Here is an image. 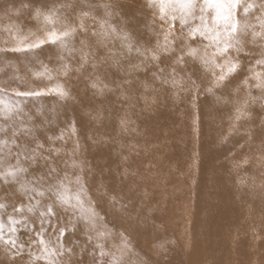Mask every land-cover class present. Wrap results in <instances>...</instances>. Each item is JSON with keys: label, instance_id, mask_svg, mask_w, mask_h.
<instances>
[{"label": "rangeland", "instance_id": "374dc122", "mask_svg": "<svg viewBox=\"0 0 264 264\" xmlns=\"http://www.w3.org/2000/svg\"><path fill=\"white\" fill-rule=\"evenodd\" d=\"M18 1L22 5L28 4L33 7L37 4L49 6L63 2V0H0V45H3L5 41L9 40V25L19 26L24 33H27L29 28L35 31L38 27L37 22L31 19L33 8H24L18 3ZM145 2L146 0H77V7H79V4L81 3H91L92 5H95L96 7L93 8L92 14L96 16L97 19L107 20L108 24L115 27L116 32L119 33V35L113 34L110 38H108L105 47H101L99 49L93 47L91 49V51L97 52L98 54L108 55L110 57V60L104 64V68H109L107 65L119 67L120 62L118 64L112 63L113 56L117 53L116 47H125L122 36L125 32L135 34V27L142 29L144 31V36L142 41L136 42V40H131L132 44L134 45V50L136 51V48H139L140 51H149L150 53L147 56H151L152 51H156L160 56V67H163L167 61V66L170 65L176 55L180 54L182 50L186 51V46L188 43H191L193 46H196L200 43L198 40L188 41L186 39L187 29H181V26L177 22L174 33L170 37V40L174 42L173 47L175 51L165 53L161 48H157L158 40L161 45H163L164 42L161 21L157 17L155 23H153L152 12L154 10L145 7ZM256 2L259 3L260 0H256ZM103 4H109L112 7L106 10L99 6ZM17 9L19 10L18 13ZM107 12H110L111 15H107ZM258 15L259 12L257 10H253V12L247 18L250 26L247 29H241L237 35V39H239L241 42L242 48V52L239 57L242 68L240 74L236 76L234 80L232 79L233 85L235 87L233 86L230 88V90L235 88V95H231V98L229 97L228 100L231 99L234 103H226L224 107L221 105L223 102L220 99L218 101L216 98L218 97L217 92V96H215L208 94L203 90H201L199 94L194 91L191 92L179 90V97L181 96V98L188 96L189 92L191 93H189L190 96L184 98L190 105V120L196 121L195 126L202 127V124H200L202 123V118L203 122H206V118L225 115V120L227 122L226 125L228 128H226L227 126H222L211 129L209 126L204 125V129H202V127L199 130L196 127L193 130L195 132H192L191 134L192 136L195 134L193 136L194 139L189 135V138H186L188 139V142L187 140L180 141L178 145L176 143L178 138H174L175 140H173V147H175V150H177L176 156L178 157H175V160L173 161L171 160L172 162H169L167 167L164 163L162 153L160 155L155 146L153 148H151V145L148 146V148H141L139 152H136L138 148L129 147L127 151L124 152L126 154L122 153L124 154L123 156H126L129 150L131 153L136 152L135 154H137V156L135 158L141 160L142 157L148 166H153L151 168V175L155 177V179L158 181H156L157 183L154 181L143 182V174L140 173L139 170L141 168H135L133 170V174L135 175H132L134 176V179H127L130 181V184L126 185L124 189H121L115 193L116 184L115 186H110L114 183L112 177L109 178L108 176L104 175L103 177L101 174L97 175V177L95 175L92 176L94 174H92V172L95 168H92L91 164L99 161L96 158L97 155L92 154V150L94 146H97L99 143L98 139L92 134V130L95 127L96 121L94 120V112L92 107L98 101V90L91 87V81L87 77V75L91 74L93 71L91 66H86L82 73H78L65 81L61 80L63 75L58 76L55 72H53L55 79H58L61 83H64L68 88H70L71 95L73 97L71 100L62 101L55 94L45 95L41 98H23L16 97L10 90L7 93H0V96L12 103L20 101L21 107L23 109L22 115H14H16L17 119L25 120L29 131L26 134L21 135L18 142L21 145L26 144L29 148H31L34 146L35 141L39 140L44 144L46 155L48 154L49 149H60L61 155L60 153H52V163L55 165L57 163L59 168H61L59 169L62 172L60 173L61 175H63L67 170L66 172L71 178V183L68 185L70 189L68 193L69 196H71L78 187L75 183V177L78 175L82 176L84 186L87 190V195L82 196L83 201H85V207L87 208L89 206L90 201L92 206L95 208V211L98 213V218L95 219L94 223L89 222L83 217H79V213H76L75 216H73V220H77H74V222H79H75V225L78 226L80 224L78 226L79 228L76 227L77 232H74L79 234L81 237L80 239H72L71 233L73 231H71V226H69V231L66 233L64 238L74 242L73 245L69 246L72 249V253H65L62 258L58 257L59 259L67 262V264H113L114 260L116 264H141V262H146V264H163L164 262H168V260L171 258L172 261L177 262V264H189L190 262H187V260L191 257L189 252L199 248H194L199 245H197L194 240H197L200 231L199 227H196L195 223L193 222L196 218H198L197 214L200 213L203 216H207L204 217L205 224L202 225H210L214 228L220 227L219 225L221 224V226H223L222 231L225 233L228 232V234L231 236H234L237 233H240L241 235V233L247 231L250 232V234L255 232L252 221L249 220V217L244 216L243 218L247 220L245 222L247 225H241L235 229L239 222H237L236 217L231 219V216L228 215L229 213L224 211L222 206L223 198H221V200L211 199L215 200V203L211 205L215 206V208L219 210H222V212L213 218L208 216V214L211 213L208 207L209 205H207L209 203V198L200 199V197H198L199 194L197 192L196 185H206L205 183L208 179L206 173L216 174L217 180L215 181V187L219 185L221 188L225 185L228 186L222 191L225 193V195H233V198H231V206L234 205L233 207L235 209H239L241 208V204H239L237 201L239 200L238 191L239 189H244L246 191V189L241 186L243 180L248 179L253 181L254 179L255 182H257V180H264V171L259 172V174H254L245 167V162L250 163L248 157H243L240 160L229 163L225 160L226 157L224 154L226 153L223 151L221 152L222 156H216L218 159L214 164L209 165L207 161V159H210L208 153L216 155L220 148V144L228 142L229 140V144L232 146L230 142L235 135L242 131L243 127L240 124H243V121L241 122V119L239 121H234V117L236 115V108L241 105L244 106L245 101H247V105L244 107V111L247 113V115L244 116V118H248V116L250 117V113L253 110L259 112L260 114L257 115H260L261 120L264 121V99H260L262 95L261 90L256 87H251L249 89L243 84L240 86L241 81L245 76L249 78L252 76V72L249 71L250 68L255 69V71L264 70L255 64L256 59L261 58L262 56L254 58V56L251 55L252 51H255L258 47L264 45V37L258 35L254 36V32H260L259 22L256 19V16ZM27 19L33 22L34 25L23 26L22 22ZM86 23L89 26V30L100 31L99 26L95 25L91 19L87 20ZM105 27H107V25ZM164 28H167L166 24L164 25ZM88 38L89 41L92 38L90 31L88 33ZM81 39H83V35L78 33L73 38V42L70 45L71 47H75L77 49V51L71 55L73 58H80L79 49L81 47ZM96 39L97 37L93 39V42L90 41V43L94 45ZM109 47H112L111 51H108ZM61 54L64 55L65 60L68 62V57H70L68 52L66 50L61 52V50L56 46L47 47L45 51L40 54V59H42L45 64H47L49 61H54V64L57 65L55 68H58L60 66V60L58 59V56ZM233 55H235V52ZM122 56L126 58V54H123ZM185 60L187 61L188 65L186 71L191 72L193 69V62L188 57H185ZM34 62L36 61L32 57H25L23 54L0 53V82H5L11 86L20 85L21 88H23L25 84L31 87H43L48 83V81L46 79L41 80L33 77L32 66ZM124 64L127 65L126 63ZM156 65L157 62L155 61L152 66L153 70L155 67H157ZM101 67L99 69H101ZM101 78L102 82L107 85V88L105 89L110 90V88L113 87L114 90H116L113 93H110V95L114 97L113 100L109 98L108 103L103 100L104 103L111 109L112 114L123 107L133 117L144 111V106L140 108L139 105L136 104L135 105L137 108L134 109L129 99L124 97L119 92H126L125 90L118 91V79H110L107 76H102ZM193 79H195V77H193ZM158 80L159 79L154 78H144L141 82V86L153 87L154 83H156V89L162 87L168 91L169 89L175 90L171 87V85H162ZM21 81L24 83L22 84ZM197 82L199 83V81ZM250 83L254 84L255 81L250 79ZM175 97H178L177 94H175ZM232 104L237 106L232 107ZM223 108L233 110H223ZM244 118L242 120H244L246 125L249 123L248 127L253 126L252 123ZM5 119V117L0 116V125H4ZM73 121L75 122V133L72 132L71 128V123ZM234 122H237L238 126L234 125ZM230 127L232 129L231 131H229ZM62 132L64 136L62 143L60 142L61 139H52L51 141L48 139V137H54L56 133H58L57 136H60ZM8 135H10V130ZM228 136V140H225L224 137ZM3 138H5L3 134H0V139ZM172 139L169 140L171 141ZM215 139L219 142L215 141ZM111 140L115 142V140H117L116 136H112ZM68 141L72 142L76 149V151L73 150L68 153L70 156L66 154L67 148L69 147ZM77 141L79 144L78 148L76 147ZM200 141H202L203 145L200 144ZM210 143L213 145L211 146ZM113 145L116 146L117 144ZM241 145L242 144H240V146ZM213 147L216 148V151H214L215 149ZM184 149L185 151H183ZM187 149L188 151H186ZM16 150L17 149L15 147H11V151L13 153H15ZM251 150L252 148L249 149L248 152L250 153ZM5 151H7V149H5ZM212 151L216 153L214 154ZM179 152L181 153L180 155L184 157V160H182L183 157L179 155ZM188 152L190 154H188ZM115 155L116 157H122L118 151ZM203 156H206L207 159L205 157L203 159ZM179 157L180 162L177 160ZM189 158L191 159L190 161ZM92 159L97 161H93ZM73 160H75L78 165L82 163V170L81 167L72 166ZM221 160L225 161L221 162ZM118 162L120 165H124L126 160L124 158H119ZM155 163L158 165V167L155 165L156 168L154 166ZM199 165L201 167H199ZM210 166L212 167L209 168ZM25 167H27V164H25ZM84 167L87 169H84ZM160 169H162L161 172ZM246 171L248 173H246ZM31 175L32 170L30 169L28 178H30ZM175 176L177 177L175 178ZM90 177L93 178L90 180L92 184L88 182ZM179 177L181 178L179 179ZM171 178H175V181ZM24 179V176L21 175L20 180L23 181ZM155 184L158 185L156 186ZM18 189L19 184H4L3 182H0V203L5 205L4 209H0V218H3L5 222H7V213L12 212V206L18 204L22 199H24L23 195ZM152 190H154V192ZM215 190L216 191L213 192L221 193L219 190ZM253 195V188L250 187V199H253ZM159 197L161 198L159 199ZM177 197H180L181 199H177ZM86 201L88 202L87 206ZM172 203L174 204L172 205ZM200 205L203 206L199 208ZM262 207H264V202ZM206 209L209 210L208 213ZM62 215L64 216L65 222H67L66 219H68V217L72 214L62 213ZM19 218L20 217H17V219ZM225 224H228L229 226L227 227ZM83 227L84 231L82 230ZM36 228H39L38 222L36 224ZM79 229L81 230L79 231ZM48 233V236L52 239L53 245H55V237L52 235V230L49 229ZM18 235L21 239L25 241L28 240L29 233L23 227L19 228ZM89 237H91V239H89ZM111 238L112 240H110ZM176 242L178 243L175 244ZM76 243L77 245H75ZM125 243L127 244V247L124 246ZM72 246L75 250H73ZM27 251L28 250L26 248L25 254L22 258L24 261L29 259ZM32 251L36 254H39V250L35 247L32 248ZM102 251L104 253L103 256L101 255ZM170 263L171 262H169V264ZM0 264H10L8 255L5 253L3 245H0ZM15 264H21L20 259H17ZM38 264H46V261H40Z\"/></svg>", "mask_w": 264, "mask_h": 264}, {"label": "snow or ice", "instance_id": "6c2138e0", "mask_svg": "<svg viewBox=\"0 0 264 264\" xmlns=\"http://www.w3.org/2000/svg\"><path fill=\"white\" fill-rule=\"evenodd\" d=\"M99 6L106 10L112 7L109 4ZM22 7L33 8L31 19L37 22L38 27L35 31L29 28L27 33H24L19 26L9 25V40L0 45V53H19L25 57H32L39 64V70L32 71L33 77L46 79L48 83L43 87H31L25 84L21 88L20 85L11 86L0 82V93H7L10 90L16 97L23 98H41L55 94L62 101L71 100L73 97L70 88L53 76L55 72L58 76L67 77L71 71V65L61 54L58 56L60 66L55 69L50 68L40 59V54L47 47L56 46L61 52L66 50L71 56L77 49L70 45L73 38L80 33L83 39L80 40L79 67L76 71L80 72L86 66H91L93 72H96L109 61L110 57L98 54L91 49L105 47L107 39L119 33L116 32L115 27L108 24L107 20L97 19L92 14L96 6L91 3H81L77 7V0H63L59 4L49 6L37 4L33 7L24 4ZM145 7L154 10L153 23L157 17L161 21L164 42L161 45L158 40L157 48H161L163 52L175 51L174 42L170 40V37L174 33L177 22L181 29H187L188 41H200L196 46L188 43L186 51L182 50L166 67L159 66L160 56L156 51H152L151 58L157 62V70L153 73V77L159 79L162 85H171L177 93L179 90H185L199 94L203 90L215 95L217 90L230 85L231 80L240 74L242 68L239 58L242 48L237 35L241 29H247L250 26L247 18L253 10L259 12L256 19L260 27V32H254V36L264 37V0H260L259 3L256 0H146ZM106 14L111 15L110 12ZM89 19L100 28V31L93 30L91 33L93 37H97L94 45L88 38L89 26L86 21ZM131 39L127 32L122 36L124 46L129 52L134 47ZM136 51L144 55L139 48H136ZM234 52L235 55H233ZM185 57L193 62L191 72L186 71L188 65ZM112 63L118 64L119 61L113 58ZM255 64L264 69V55L256 59ZM249 71L252 72V76L250 78L245 76L241 84L249 89L251 87L260 89L262 92L260 99H264V70L255 71L250 68ZM250 79L255 83H250ZM21 83L24 82L21 81ZM91 87L102 94L107 85L97 77L92 80ZM217 99L219 100L220 97ZM246 105L247 101L244 106L236 108L234 121H239L247 115L244 111ZM22 113L20 101L12 103L0 96V116L6 118L4 125H0V134L5 137L0 139V182L19 184L18 190L24 197L18 204L12 206L11 213H7V222L0 218V245H3L10 264H15L17 259H20L21 264H38L40 261H46V264H67L58 257H63L65 253H72L71 248L65 247L63 238L69 231V226L71 231L76 230L73 216L78 212L79 217L94 223L98 213L90 201L89 206L85 207L82 196L87 195V190L82 176L75 177L78 187L69 196L68 185L71 183V178L66 171L61 175L60 170L52 163V153L59 154L60 149H49L46 155L44 144L39 140H36L31 148L18 142L19 137L29 131L25 120L16 118V115H22ZM123 123L125 122L122 121ZM71 128L75 133L74 121L71 123ZM9 130L10 135H8ZM231 130L230 127L229 131ZM63 138V132L55 137V139ZM48 139L51 141L53 137ZM224 139L226 140L227 137ZM11 147L17 149L15 153L11 151ZM76 147H79L78 141ZM72 166L81 167L82 170V163L78 165L75 160L72 161ZM30 169L32 177L28 179ZM21 175L25 178L23 181L20 180ZM4 208L5 205L0 203V209ZM62 213L72 214L67 222ZM17 217L20 218L17 219ZM20 227L29 233L28 240L25 241L18 235ZM49 229L55 237V245L48 236ZM124 246L127 247V244L125 243ZM33 247L39 250V254L32 251ZM26 248L29 259L24 261L22 258ZM101 255H104L103 251ZM113 264H116L115 260Z\"/></svg>", "mask_w": 264, "mask_h": 264}, {"label": "bare ground", "instance_id": "6f19581e", "mask_svg": "<svg viewBox=\"0 0 264 264\" xmlns=\"http://www.w3.org/2000/svg\"><path fill=\"white\" fill-rule=\"evenodd\" d=\"M18 3L22 6V4L19 1H18ZM142 21H141V23H142ZM22 25L23 26H33L34 23L29 21V19H27V20H24L22 22ZM89 31L92 33L93 30H89ZM128 34L131 36V38H132L131 40H134V41L136 40V42H138V41L143 40L144 31L140 28L135 27V34L134 33H128ZM94 38L95 37L92 36L90 41L93 42ZM260 47H263V48H260ZM260 47H258L255 51H252L251 55L254 56V58L264 55V45H262ZM111 50H112V47H109L108 51H111ZM53 51H54V49H53ZM116 52L117 53L113 56V58L120 62L119 67H116L114 65H111V66L107 65V67L111 68V69H109V68H104L105 65H102L101 69H99L96 72L92 71V73L87 75V77L90 79L91 82H92V80L96 79L97 77H99L100 80L102 81V78H101L102 76H107L110 79H118L119 80L118 91L119 90H125L126 91V92H123V91H119V92L124 97H127V99H129L133 108L136 109L137 108L136 105H139L140 108L142 106H144L145 108H144L143 112H140L138 115H136L134 117L131 116L129 114V112L124 107L112 114L111 109L104 103V101L106 103H108L109 98L111 100H113L114 97L111 96L110 93H113L116 90H114V88L111 87L110 90L104 89L102 94L99 91H97L98 101L92 107L93 112H94V120H96L95 121V127L92 130V134H93V136H95V138L98 139L99 144L97 146H94V148L92 150V154L97 155L96 158L99 161L92 159L93 161H97V162L91 164L92 168H95L92 172V174L94 173L92 176L95 175L97 177V175L101 174L102 176L103 175L108 176L109 178L112 177L114 183L111 184L110 186H115V184H116L117 190L115 188V193L121 189H124V187L126 185L130 184V181H128L127 179H131V180L134 179V176H132V175H135V174H133L134 173L133 170L135 168H141L139 170H140V173L143 174V182L144 181H154V182L157 181L155 179V177L151 175V168L153 166L152 167L148 166L146 164V162H144V159L141 156H140L141 160H139L138 158H135L137 156V154H135L136 152H139L141 148H148V146H150V145H151V148H153L155 146L157 151H159V154L161 155V153H162L164 163L167 167L169 162H172L173 160H175V157H178V156H176L177 150H175V147H173L174 146L173 140H175L174 138H178L176 141L177 145L179 144L180 141L187 140V142H188V139H186V138H189V135L192 136L191 135L192 132H195L193 130L197 127V126H195L196 121L190 120V118H191L190 105H189V103H187V101L185 99L186 97L190 96L189 95L190 92L188 93V96H186V97L184 96L185 98L183 97L185 99L184 100L183 98H181V96L179 97V91H178V93H177V91L171 90V89H169V91H168L167 89L162 88V87H159V89H156V85H157L156 83H154L153 87H142L141 86L142 80L144 78H154L153 73L156 72V70H157V67H155L154 70L152 69V66H153L155 61L152 60L151 56H147L150 53L149 51H140V52L144 53V55H140V53L135 51L134 48L132 49L131 52H129L126 47L122 48L121 46L120 47L117 46ZM123 54H126V58H124L122 56ZM78 62H79V58H73L71 56L68 57V63L71 65V71L69 72V75L67 77L62 76L61 80H64V81L68 80V79L72 78L73 76H75L76 74L82 73L84 71L85 68L83 70H81L80 72L76 71V69L79 67ZM167 62H165V65L163 67L167 66ZM124 63H126L127 65H125ZM47 65L53 69H55V67L57 66L54 64V61H49L47 63ZM32 70H39V64L34 62L33 66H32ZM135 79H137V80H135ZM234 79L235 78H233V80ZM158 81H160V80H158ZM241 85L242 84H240V86ZM233 86L234 85H233V82L231 80V83L227 88L220 89V90L216 91L218 93V97H220V100L223 102V104H221V105H223L224 107H225L226 103H229V102L232 103L233 102L231 99L228 100L229 97L231 98V95H233V94L235 95V90H234L235 88L233 90L232 89L230 90V88H232ZM237 88H238V86H237ZM217 93H215V96H217L216 95ZM175 94H177L178 97H175ZM186 95H187V93H186ZM187 99H190V98H187ZM193 100H195V99H193ZM203 106H204V104H203ZM231 106L234 107L237 105L232 104ZM241 106H239V107H241ZM105 110H106V112H105ZM223 110H233V109L223 108ZM250 110H252V109H250ZM209 111H211V110H209ZM229 114H230V112H229ZM250 114H251L250 117L248 116V118L247 117L246 118L243 117V118L246 119L247 121H249L250 123H252L253 126L248 127L249 123H248V125H246V123H244V120H242L243 118H241V122L243 121V124L240 122L241 123L240 125H242L243 128H242L241 132H239L237 135L234 136V138H237V139L233 138L232 141L230 142L232 144V146H230V144H229L230 140H229L228 142H224L223 144H220V148L217 151V153L212 151L214 154L216 153V155H212L211 153L207 152L208 155L210 156L209 160L206 158V156H203V159L205 157L207 159L209 165L214 164L215 161L218 159L216 156H222L221 152L224 151L226 153L224 155L226 157L225 160L227 162L232 163L236 160H240L243 157H248L250 160V163H247V162L244 163V165L247 169H249L254 174H259V172L264 171V121L261 120L260 115L259 116L257 115V114H260L259 112L252 110ZM203 115H204V113H203ZM203 115H202V117H203ZM202 119H201L202 123H200V121H199V123L202 124L201 126L203 128L197 127V129H199V130L201 128L204 129V125L209 126L211 129H213L215 127L227 126L226 125L227 122L225 120V115L212 116V117L206 118L207 119L206 122L205 121L203 122ZM122 121H124L125 123L122 124ZM233 124L238 126L237 122H234ZM226 128H228V126ZM224 133H225V131H224ZM57 134L58 133H56L54 135L53 139H55V137H57ZM114 135L117 138V140H115V142L111 140V137ZM193 136H192V138L194 139ZM221 137H222V135H221ZM168 138L169 139L173 138V139L170 141ZM227 138H229V136ZM62 141L63 140L61 139L60 142L62 143ZM202 141H205V140H202ZM202 141H200L201 142L200 144H202ZM215 141H217V140L215 139ZM217 142H219V141H217ZM186 143H185V145H186ZM190 143H192V142H190ZM113 144H117V145L115 146ZM240 144H242V145L240 146ZM212 145L213 144H211V146ZM248 145H249V147H248ZM68 146L69 147L67 148V152L66 151H64V152H66V154L68 156H70L68 153H70L73 150L76 151V149H75L74 145L72 144V142L68 141ZM125 146H127V147H125ZM182 146H184V145H182ZM215 146H216V144H215ZM129 147L130 148L134 147V148H138V149L135 153H131L129 150L127 152V155L123 156L124 154H126L124 152H126ZM123 148L126 150H124ZM204 148H206V147H204ZM251 148H252V150L249 153L248 150ZM185 149L183 151H185ZM214 149L213 150L216 151V148H214ZM117 151L120 153V155L122 157H118V156L116 157L115 154ZM186 151H188V149ZM122 153H124V154H122ZM180 154L181 153L179 152V155ZM188 154H190V153L188 152ZM60 155H61V153H60ZM192 155H190V156H192ZM180 156H182V155H180ZM119 158H124L126 160V163L124 165H120L118 162ZM190 158H189V161L191 160ZM100 160H102V161H100ZM177 160H179V162H180V157ZM182 160H184V157L182 158ZM225 160H221V162H223ZM58 163H60V162H58ZM156 164L157 163H155L154 166ZM158 164H160V163H158ZM55 166L58 169H61V168H59L57 163ZM156 166L158 167V165H156ZM156 166H155V168H156ZM199 167H201V166L199 165ZM203 167H205V166H203ZM211 167L212 166H210L209 168H211ZM155 168H154V170L156 171ZM161 168H163V167H161ZM84 169H87V168L84 167ZM84 169H83V171H84ZM161 170L162 169H160V172H161ZM181 170H182V168H181ZM75 171L77 172L76 169H75ZM60 173H62V172L60 171ZM246 173H248V172L246 171ZM253 173H251V174H253ZM173 174H174V171H173ZM206 174L208 177L207 182L205 183L206 185H203V186H200L201 184L196 185V188H197V192L199 194L198 197H200V199L209 198V203L207 205H209L208 207H209L211 213L208 214V216H211V218H213V217L218 216L220 214V212H222V210H219V209L215 208V206L211 205V204L215 203V200H211V199H220L221 200V198H223L222 206H223L224 211H227L229 213L228 215L231 216V219H234L236 217L237 222H239V224L236 225L235 229H237L241 225H245V224L247 225V223H245L247 220L243 218V216H244V217H249V220L252 221V223L254 224L255 232H253V234L252 233L250 234V232L247 231V232L241 233V235H240V233H237L236 235H234L235 236V238H234V236H231L230 234H228V232L225 233L224 231H222L223 226H221V224L219 225L220 227H214V228L210 225H208V226L202 225V224H205V218L204 217H207V216H203L201 213L197 214L198 218H196L193 223H195L196 227H199L200 234H199L197 240H194V241L196 242L197 245L199 244L200 246L198 245L197 247H194V248L199 247L198 248L199 251H198V249L197 250H191L189 252V255L191 257H190V259L187 260V262L189 261L190 262L189 264H264V207H262V204L264 202V180H260V181L257 180V182H255L254 179H253V181L248 180V179L243 180L241 186L244 187L246 189V191L244 189H239V191H238L239 200H237V201L239 204H241V206H240L241 208L235 209L233 207L234 205L231 206V204H232L231 198H233V195H230V194L225 195V193H223V191H222L224 188H226L228 186H226L224 184L225 186L222 188L220 187V185L215 187V181L217 180V175L214 173H206ZM178 176H180V175H178ZM31 177H32V175H31ZM31 177L28 179H31ZM176 177L177 176H175V178ZM175 178H171V179H174V181H175ZM180 178L181 177H179V179ZM92 179L93 178L90 177L88 179V182L91 183L90 180H92ZM196 184H198V183H196ZM228 185H230V184H228ZM246 186H248V187H246ZM250 187H252L253 191H254L253 199H250V196H249V188ZM207 188L209 191L207 190ZM154 189H156V188H154ZM157 189H158V187H157ZM159 189H161V188H159ZM162 189H163V187H162ZM215 189L219 190L221 193L213 192V191H216ZM94 190H96V189H94ZM168 190H169V187H168ZM152 191L154 192V190H152ZM155 198H156V196H155ZM160 198L161 197H159V199ZM178 198L181 199L180 197H177V199ZM175 202H176V199H175ZM87 203L88 202L86 201V206H87ZM174 203H172V205ZM202 206L203 205H200L199 208H201ZM206 210L208 213L209 210L208 209H206ZM66 216H68V215H66ZM66 220H68V219H66ZM74 220H76V219H74ZM76 223H79V222H76ZM81 224H83V223H81ZM225 225L227 227L229 226L228 224H225ZM78 226H76V227H78ZM82 226H84V225H82ZM83 229H84V227L82 228V230ZM80 230L81 229H79V231ZM80 237L81 236L79 234H76L75 232L71 233L72 239H80ZM110 240H112V238ZM63 243H64L66 248H70L69 246L73 245L74 242L63 238ZM177 243L178 242H176L175 244H177ZM75 245H77V243ZM72 248H73V250H75L73 246H72ZM70 258H72V257H70ZM75 260H76V258H75ZM90 260H91V258H90ZM160 262H162V261H160ZM169 262H171L170 264H177V262H173L171 258L168 260V262H164L163 264H169ZM160 264H162V263H160Z\"/></svg>", "mask_w": 264, "mask_h": 264}]
</instances>
